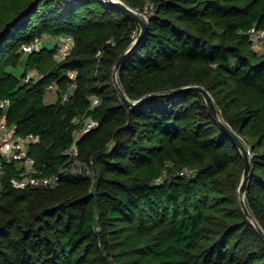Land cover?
Listing matches in <instances>:
<instances>
[{
    "label": "trees",
    "instance_id": "trees-1",
    "mask_svg": "<svg viewBox=\"0 0 264 264\" xmlns=\"http://www.w3.org/2000/svg\"><path fill=\"white\" fill-rule=\"evenodd\" d=\"M154 1L117 81L131 101L156 96L125 107L113 68L140 31L130 16L102 0H0V99L10 100L18 133L40 135L30 152L43 174L70 160L64 151L79 127L72 118L90 96L102 100L91 111L99 126L78 142L94 176L67 173L55 188L26 190L1 179L0 264H264V239L239 200L241 152L203 95L181 90H208L251 147L245 203L264 230V55L247 37L264 26V0ZM64 34L74 39L65 59L53 62L48 46L26 54L43 72L38 82L9 70L22 44ZM70 69L73 96L45 104L46 86L64 90ZM184 167L193 172L180 175ZM164 170L168 177L156 181Z\"/></svg>",
    "mask_w": 264,
    "mask_h": 264
},
{
    "label": "built area",
    "instance_id": "built-area-1",
    "mask_svg": "<svg viewBox=\"0 0 264 264\" xmlns=\"http://www.w3.org/2000/svg\"><path fill=\"white\" fill-rule=\"evenodd\" d=\"M107 2V0H102ZM122 1V0H119ZM142 8L130 7L136 13H138L146 21L149 20L155 7L154 0H143ZM123 2V1H122ZM138 33H133V38ZM248 41L251 48L255 52H260L264 49V26H252L247 31ZM50 40H46L43 36H37L32 41L21 45L20 49L24 54H30L41 49V47ZM111 42V40H107ZM53 47L56 49V55L58 61L65 59L72 51L74 46V39L71 35H59L52 41ZM102 55V49L96 52V57ZM67 85L64 90L59 88L56 82H52L46 86V91L57 92L60 96L61 102L69 101L73 96L76 88V70H67ZM42 79V75L37 73H27V76L23 79V82L36 83ZM88 107L80 116L72 118L73 124H80L81 126L75 128L72 132L73 140L68 148L64 151L65 155L70 157V160L60 167L57 172L51 175L43 174V171L38 169L35 164V158L31 155V149L35 147L40 141V135L34 133L20 134L16 131V125L8 122L7 113L10 106L9 99H0V181L6 176L9 180V184L16 189L26 190L37 187H49L55 188L60 184L61 178L65 174H75L71 170L72 161L75 160V164H79L80 149L78 142L81 136L95 129L99 126V122L92 116L91 111L101 104L100 96H90ZM86 164V162H84ZM91 163V162H90ZM192 173V170L185 169L180 171V175H186Z\"/></svg>",
    "mask_w": 264,
    "mask_h": 264
},
{
    "label": "water",
    "instance_id": "water-1",
    "mask_svg": "<svg viewBox=\"0 0 264 264\" xmlns=\"http://www.w3.org/2000/svg\"><path fill=\"white\" fill-rule=\"evenodd\" d=\"M107 1H108V3L115 6L117 9H119L120 11H122L125 14H127L128 16H130L138 24V26L140 28L139 33L136 35L135 38H133L131 45L120 55V57L118 58L116 64L114 65V68H113V81L115 83V86L118 89V92L121 95V101H122L123 105L125 107H138L141 104H143L144 102H146L149 98H152L153 96H156V95H151L149 97H146L144 99L137 100V101H131L126 97V95L124 94L120 85L118 84L117 76H118V69H119L120 65L122 64V62L124 61V59L134 50L136 45L139 43V41L144 36V34L147 30V27H148V21L143 19L138 13H136L126 3L122 2V1H119V0H107ZM181 90H194V91H197L203 95V97H204L215 121L218 123L220 128L222 130H224L230 136L233 144H235L236 147L240 150L242 158H243V164H244L243 174H242L240 185L238 188L240 204H241L242 210H243L244 214L246 215V217L250 219V221L255 226L259 235L261 237H263V239H264V230L258 224L256 219L250 214L249 209L245 203V195L247 193V181H248V177H249L250 170H251V165H250L251 147L246 145L242 141V139L236 133H234L227 126V124L222 120V118L220 117L218 110L215 106L214 100H213V98H212V96L208 90H206L203 87L197 86V85L196 86H190V87H184ZM160 95H164V94H160Z\"/></svg>",
    "mask_w": 264,
    "mask_h": 264
},
{
    "label": "rangeland",
    "instance_id": "rangeland-1",
    "mask_svg": "<svg viewBox=\"0 0 264 264\" xmlns=\"http://www.w3.org/2000/svg\"><path fill=\"white\" fill-rule=\"evenodd\" d=\"M123 1V0H122ZM124 2V1H123ZM245 2V1H244ZM125 3V2H124ZM44 39H48L50 41H47L42 47H53V44H52V41L53 39L55 38H52V36H43ZM17 53H18V60H17V63L16 65L14 66V68H10L9 70H11L12 72L15 73L16 76L20 77V75H22L21 73L25 71V74L23 76V78H21L20 80L22 81V83L26 84V83H29V82H23V79L27 76V73H37L39 75H42L43 77V72L42 71H39L37 68L35 67H30L29 64H28V56L26 54H24L20 49L17 50ZM258 54L260 55H264V49H261V51L257 52ZM56 57L55 55H53L52 57V61H56ZM31 83V82H30ZM58 98V93L57 92H52V91H46L44 96H43V101L45 104H51V103H54ZM97 120V119H95ZM79 126L82 125V123L78 124ZM79 160V164H75V160L72 161L73 164H71V170L73 173H75L74 175H87V176H94V168H93V162L91 163H84V161ZM185 169H188L189 170V167H184L182 170H185ZM181 170V171H182ZM191 171V169H190ZM193 172V171H192ZM72 175V174H71ZM168 177V172L166 170H164V172L159 175L158 177L155 178L156 181H162L164 178H167Z\"/></svg>",
    "mask_w": 264,
    "mask_h": 264
}]
</instances>
